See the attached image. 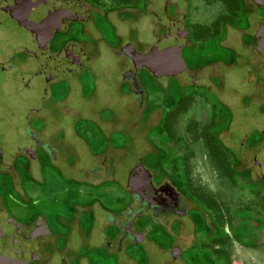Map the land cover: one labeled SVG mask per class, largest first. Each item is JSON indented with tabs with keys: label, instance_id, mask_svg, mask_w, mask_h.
<instances>
[{
	"label": "flooded vegetation",
	"instance_id": "1",
	"mask_svg": "<svg viewBox=\"0 0 264 264\" xmlns=\"http://www.w3.org/2000/svg\"><path fill=\"white\" fill-rule=\"evenodd\" d=\"M1 89L0 264L264 243V0H0Z\"/></svg>",
	"mask_w": 264,
	"mask_h": 264
},
{
	"label": "rangeland",
	"instance_id": "2",
	"mask_svg": "<svg viewBox=\"0 0 264 264\" xmlns=\"http://www.w3.org/2000/svg\"><path fill=\"white\" fill-rule=\"evenodd\" d=\"M1 92L5 93L4 95H1ZM7 93V91L5 89H1L0 91V107H12V108H16V107H20L23 106V103L21 100L18 99V97H7L5 96ZM4 96V97H3ZM3 113L0 111V115H2ZM237 123H239V120L237 119ZM237 123H235V126H240L237 125ZM0 132L3 133V138L5 141H7V144L9 143V139L7 137V135L5 133H7V130L4 128L0 129ZM2 137V136H1ZM7 137V138H6ZM2 139V138H1ZM1 141V140H0ZM141 143V142H140ZM141 144H139V146H141ZM135 160V157L133 158V161ZM128 162V161H126ZM125 162V163H126ZM132 164V162L127 165L124 166L121 170L122 175L124 174V171ZM231 193L232 195H236V189L235 188H231ZM250 252V253H249ZM229 255H230V260L232 261V264H264V243L258 245L257 247L254 248V251H242L240 248L236 247V246H232L230 247L229 250Z\"/></svg>",
	"mask_w": 264,
	"mask_h": 264
},
{
	"label": "water",
	"instance_id": "3",
	"mask_svg": "<svg viewBox=\"0 0 264 264\" xmlns=\"http://www.w3.org/2000/svg\"><path fill=\"white\" fill-rule=\"evenodd\" d=\"M142 168L141 167H136L135 169H134V173H137L138 175L136 176L137 178H139V177H143V172H142ZM136 177H131V180L133 181V183H137V182H140V180L138 179L137 180V178ZM140 178V179H141ZM130 186L133 188V190H135V188H134V185L132 184V183H130Z\"/></svg>",
	"mask_w": 264,
	"mask_h": 264
}]
</instances>
